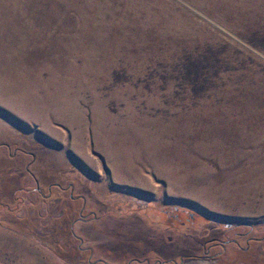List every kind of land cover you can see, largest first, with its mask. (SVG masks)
I'll list each match as a JSON object with an SVG mask.
<instances>
[{"label": "rangeland", "instance_id": "obj_1", "mask_svg": "<svg viewBox=\"0 0 264 264\" xmlns=\"http://www.w3.org/2000/svg\"><path fill=\"white\" fill-rule=\"evenodd\" d=\"M0 264H264V0H0Z\"/></svg>", "mask_w": 264, "mask_h": 264}]
</instances>
